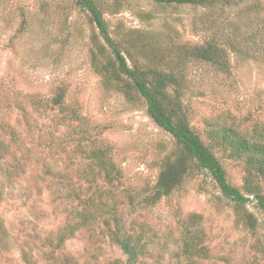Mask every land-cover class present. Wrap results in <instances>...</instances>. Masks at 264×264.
Here are the masks:
<instances>
[{
    "label": "rangeland",
    "instance_id": "1",
    "mask_svg": "<svg viewBox=\"0 0 264 264\" xmlns=\"http://www.w3.org/2000/svg\"><path fill=\"white\" fill-rule=\"evenodd\" d=\"M117 3L100 1L112 36L139 64L185 76L191 126L206 144L212 143L207 123L245 132L264 125V0L209 8L121 0L118 9ZM211 42L225 66L193 56ZM104 47L74 0H0V264H26L24 253L33 264H129L103 220L76 228L58 245L78 205L73 192L90 197L96 183L87 180L103 178L102 161L89 156L95 149L122 172L106 188L125 227L150 230L143 262L176 264L189 224L207 249L198 264H264L263 213L255 203L247 206L259 220L251 231L207 173L197 171L154 206L145 201L175 140L152 121L139 95H125L104 73L113 59ZM59 93L61 108H42ZM71 111L78 121L70 120ZM214 152L230 184L243 188L244 163L220 147Z\"/></svg>",
    "mask_w": 264,
    "mask_h": 264
},
{
    "label": "trees",
    "instance_id": "2",
    "mask_svg": "<svg viewBox=\"0 0 264 264\" xmlns=\"http://www.w3.org/2000/svg\"><path fill=\"white\" fill-rule=\"evenodd\" d=\"M100 1L74 0L75 5L87 13L98 29L99 38L105 44L104 49H108L113 54L112 61L104 66V73H109L117 81L125 95H131L133 92L139 95L146 103L148 116L160 129L170 135L176 144L175 149L162 160L157 182L145 201L148 199V204L154 206L163 198H168L181 189L185 180L194 173L205 172L212 178L221 196L241 212L244 226L255 231L259 227V220L247 210V206L255 203L264 215L262 188L264 184V125H255L251 131L245 132L232 125L219 122H213L212 125L207 123L208 137L212 143L206 144L191 126L189 108L186 105L191 92L185 85V76L174 68L167 71L163 68L143 66L136 62L130 50L112 36L100 7ZM151 1L157 4L209 8L218 3L231 6L246 0ZM116 2L119 9L122 5L121 0ZM215 45L211 42L206 47H195L193 56L205 61H219L218 63L225 66V62L221 61L224 55L219 53ZM64 99L65 94L59 93L55 98L44 102L42 108H61L64 105ZM69 118L78 121L80 116L77 112L71 111ZM90 142L95 143V141ZM0 145H2L1 142ZM218 147L227 152L230 159L244 163L243 188L233 186L228 181L227 172L214 152V149ZM104 152L101 149H95L89 154L91 159L102 161L100 173L103 178L98 182L87 180L89 186L96 183L95 193L92 192L90 197L73 192L78 205L73 210V220L59 234L58 245H63L67 239L71 238L76 228L92 227L103 220L107 229L106 235L111 243L117 245L128 257L129 264H146L143 260L149 255L150 230L141 228L139 232H135L125 227L123 219L119 216V202L116 201L115 196H110L112 193L106 188L111 186L113 181H120L122 172L115 164L105 160ZM85 176L89 177V175ZM198 219L200 220L196 217L194 220ZM188 225L184 224L182 228L176 264H198L199 257L207 256L203 236L192 228L193 225ZM3 232V224L0 220V242ZM24 260L26 264H33L28 257L26 258L25 253Z\"/></svg>",
    "mask_w": 264,
    "mask_h": 264
}]
</instances>
